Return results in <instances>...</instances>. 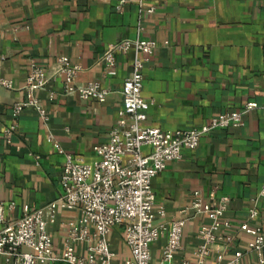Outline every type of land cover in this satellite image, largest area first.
Returning <instances> with one entry per match:
<instances>
[{
    "label": "crops",
    "instance_id": "obj_1",
    "mask_svg": "<svg viewBox=\"0 0 264 264\" xmlns=\"http://www.w3.org/2000/svg\"><path fill=\"white\" fill-rule=\"evenodd\" d=\"M154 4L155 11L147 14L139 12L137 0L120 5L119 0H0V76L11 82V88L0 85V201L13 203L7 215L14 221L24 206L40 208L59 196L65 154L86 163L97 158L93 146L107 142L116 124L120 89L134 54H116L117 74L112 77L104 75L99 60L110 43L155 40L158 46L143 71L142 95L153 100L143 126L189 129L219 113L241 110L247 102L257 104L242 114L241 126L212 129L151 182L155 209L165 211L156 221L185 219L176 260H195L199 226L210 223L193 210L183 211L193 192L199 191L205 200L227 196L225 216L235 239L229 247L218 248L229 257L232 248L249 239L236 229L247 220L250 208L258 214L248 223L264 233V196L258 194L264 184V0ZM61 55L79 66L78 81L96 80L109 88L106 99L63 95L61 79L55 78L35 91L44 118L34 108L14 117L12 104L27 97L30 60L51 71ZM14 123L17 128L7 142L2 132ZM149 150L143 148L144 153ZM77 216V211L59 210L48 225L54 256L62 250L67 222ZM122 231L118 227L108 235L120 262L129 256ZM164 243L162 237L151 245L152 260L159 258ZM254 262L249 255L241 264ZM0 264H6L1 257Z\"/></svg>",
    "mask_w": 264,
    "mask_h": 264
},
{
    "label": "built area",
    "instance_id": "obj_2",
    "mask_svg": "<svg viewBox=\"0 0 264 264\" xmlns=\"http://www.w3.org/2000/svg\"><path fill=\"white\" fill-rule=\"evenodd\" d=\"M125 1L119 0V5ZM154 1L137 0L139 12L153 13ZM157 46L155 40L138 38L106 46L99 61L107 77L117 74L116 54L130 51L134 54L131 71L120 89L122 107L118 110L116 124L109 131L107 142L93 146L97 158L92 163L65 154L59 180L61 192L47 205L36 209L24 206L22 216L11 221L7 211L14 208L13 203L0 201V257L6 264H52L58 260L67 264H115L117 252L108 235L118 227L123 228V241L129 251L122 264H205L208 260L209 264H241L249 255L254 256V264H264V233L259 226L248 223L258 214L255 208L248 210L247 220L236 229L247 235L248 241L232 248L229 257L218 248L221 245L229 247L235 239L231 221L225 216L227 196L216 199L211 195L205 200L199 191H194L184 208V212L193 210L195 215L210 220L208 225L199 226L201 242L193 251L195 260L175 259V253L181 248L185 219L156 221L165 211L161 206L155 209L152 179L168 162L180 159L184 148L194 149L201 136L215 128L241 126L242 114L257 107L256 102H247L241 110L219 113L207 123L189 129L143 126L146 111L153 104L152 99L142 95L143 71ZM2 59L0 54V68ZM79 72V66L65 55L57 57L51 71L30 60L25 83L27 97L12 104V115L17 117L24 110L34 108L44 118L35 91L55 78L61 79L63 95L76 94L82 100L103 102L111 90L96 80L78 81ZM0 85L11 88V82L1 76ZM16 128L14 123L3 130L7 142ZM53 144L61 152L58 144ZM144 147L150 149L148 153L143 152ZM258 194L264 196V184ZM59 210L77 211L78 216L67 222L62 250L54 256L48 225L55 222ZM162 237L165 243L154 261L150 247Z\"/></svg>",
    "mask_w": 264,
    "mask_h": 264
},
{
    "label": "rangeland",
    "instance_id": "obj_3",
    "mask_svg": "<svg viewBox=\"0 0 264 264\" xmlns=\"http://www.w3.org/2000/svg\"><path fill=\"white\" fill-rule=\"evenodd\" d=\"M114 262H115V264H122V262L117 261L116 259H114Z\"/></svg>",
    "mask_w": 264,
    "mask_h": 264
}]
</instances>
